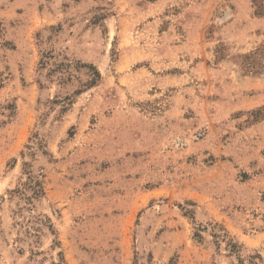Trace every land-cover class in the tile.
<instances>
[{"label":"rangeland","instance_id":"rangeland-1","mask_svg":"<svg viewBox=\"0 0 264 264\" xmlns=\"http://www.w3.org/2000/svg\"><path fill=\"white\" fill-rule=\"evenodd\" d=\"M0 264H264V0H0Z\"/></svg>","mask_w":264,"mask_h":264},{"label":"trees","instance_id":"trees-1","mask_svg":"<svg viewBox=\"0 0 264 264\" xmlns=\"http://www.w3.org/2000/svg\"><path fill=\"white\" fill-rule=\"evenodd\" d=\"M97 75L99 76V73L98 72H97ZM41 192H43V190L38 189V190H36L35 194H38V193H41Z\"/></svg>","mask_w":264,"mask_h":264}]
</instances>
